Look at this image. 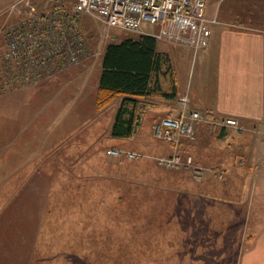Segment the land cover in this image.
I'll return each mask as SVG.
<instances>
[{
  "label": "crops",
  "instance_id": "crops-1",
  "mask_svg": "<svg viewBox=\"0 0 264 264\" xmlns=\"http://www.w3.org/2000/svg\"><path fill=\"white\" fill-rule=\"evenodd\" d=\"M18 1L0 0V45L3 30L19 19L16 12H8ZM210 1L208 15L217 14L220 22L212 27L209 48L196 53L187 46L159 42L167 45L161 49L158 43L159 49L171 55L172 76H160L161 89L146 97L147 106L135 136L115 137L118 144L108 149L142 153L144 158L161 166L156 158L173 154L175 148L163 140L150 141L145 134L148 130L153 134V124L162 117L178 116L184 110H198L215 118H238L248 131L228 128L211 132L209 127L200 125L198 140L192 143L195 165L204 169L201 177L196 178L193 174L196 180L192 177V191H188L192 196V264L220 263L212 243L225 242L227 247L228 236L223 231L227 227L242 229V240L245 234L248 235L249 246L240 251L235 263L264 264V0H214V4ZM247 8L249 12H245ZM73 69L36 86L0 93V174H10L8 180L12 178L11 183L7 180V185L0 186V196H12L11 201H0V217L4 219V212L21 210L20 204L12 203L14 197L26 196L25 205L29 209L35 203L36 193L26 183L33 181L37 174L108 173L102 164L115 161L110 154V160L100 161V153L92 151L90 154L86 145V128L94 131L88 138L100 139V126L94 118L99 78L90 86L91 113L80 112L84 117L90 115L73 130L72 137L77 143L69 147L70 138L60 137L58 141L52 137L54 122L68 114L65 108L84 101H77L83 76L71 75ZM98 69L101 73L100 65ZM174 87L175 97L168 96L166 93ZM74 91L77 98H73ZM182 96L188 98L186 104L179 101ZM73 99L77 100L74 102ZM117 99L107 106L115 105V114L123 97ZM73 114L76 116L75 112ZM39 121L43 123L38 125ZM254 127L258 132L252 131ZM70 149L74 157L69 160ZM160 190L185 193L179 189ZM257 190L259 197L255 202ZM12 217L14 220V214ZM251 219L254 231L248 234ZM21 220L17 214L18 231ZM0 227L3 228L0 243H13L15 239L6 238L9 229L4 232L2 223ZM202 228L205 233L199 236ZM2 247L4 243L0 249Z\"/></svg>",
  "mask_w": 264,
  "mask_h": 264
},
{
  "label": "rangeland",
  "instance_id": "rangeland-1",
  "mask_svg": "<svg viewBox=\"0 0 264 264\" xmlns=\"http://www.w3.org/2000/svg\"><path fill=\"white\" fill-rule=\"evenodd\" d=\"M210 3L214 4V0H211ZM248 6L249 4H247V7ZM249 11V8L245 9V12ZM84 20V26L86 27L85 31L90 37L95 49L100 51V55L95 56L83 65L75 66L74 69L72 68L73 71L70 72L71 75L83 76V80L81 84H79L80 97L78 100H73L74 102L76 100L84 101L77 104L75 107H73V103H71L69 104L68 109L65 108V111H67L68 114L62 115L59 120L54 122L52 135L53 138H58V141L60 137L64 140L66 138H70L68 142L69 147L77 143V140L72 137L73 130H75L77 126L81 125L80 123L85 121L90 115L87 114V116L84 117L83 114H80V112L84 111V113H88L90 111L91 113L90 94L92 95V90L90 89V86L97 83L99 78V61L106 44L112 40L109 37H115L113 40H120L125 36L138 34L123 31L118 28H108L103 23L90 17H84ZM143 30H148L146 25L143 26ZM159 45L161 49H165L167 47L164 43H159ZM72 69L68 70V72ZM72 94H75L73 98H77L75 91L72 92ZM35 99H37V97H35ZM114 106L115 105H111L101 111H96L94 118L95 120L97 119L96 123L100 126L99 141L98 139L96 140L92 137L88 138L90 135L94 134V131H89V129L86 128V131L84 132L86 136V145L89 148L90 154L92 151L96 154L100 153L101 161L106 158H111L110 155H108V148L111 145L118 144L114 141L116 140L115 136H112L111 132H108L109 129L112 130V123H114L115 120L116 114ZM73 112L76 113V116H74ZM100 115L101 117L98 118ZM72 122L74 123L72 124ZM42 123L43 121H39L38 125H41ZM145 135L150 141H161L156 137H153L150 130L146 131ZM85 149L87 151V148ZM73 157L74 156L72 155V151L70 149V151H68V158L70 160L73 159ZM63 173L65 172L63 171ZM9 175L10 174H0V186L3 184L7 185ZM49 175L51 178L47 175L46 179L39 176L33 181L26 183V185L30 186L33 192L36 193L34 195L36 197L35 203L31 205L30 209L25 205V202L28 201L26 196L23 195L24 198L22 196H16L14 197L12 203L15 205L20 204L21 210H8L3 213L5 219L0 217V223L4 225V232L8 229L10 232L9 236L6 235V238L15 239L11 244H8V241L2 242L4 243V248L0 249V264H28V261L30 264H34V254L31 253L29 258L28 250L23 246V242L28 241L29 238L34 236L33 246L37 248L40 246L45 233L49 232L46 227L47 224L45 225L46 219H44L46 210L48 209V206L45 203L46 195H41L40 192L43 193V191L47 190L44 189L45 185H47L49 190L61 186L64 188L68 182L64 179V177L66 175L70 178L75 176V174L60 175L57 174V172ZM190 175L193 177V174ZM58 179L62 181H57ZM8 182L11 183L12 178L9 179ZM250 189L251 187L247 188L248 191ZM124 193H127V197L123 196V199L125 197L128 198L126 203L116 204L114 206L115 209L109 205H107L108 207H101L100 205L98 209H96L99 212V217L92 219L91 222L95 224L97 229H100L101 235L93 238L95 239V242L91 239L92 235H89V237L85 239L83 237L84 243L82 239H78V236L76 241L70 243L55 240L50 242L48 238L43 244L46 245V250L44 252V256H46V258H54L53 256H57L61 253V251V254H64V251L67 250V248L70 250L68 258L66 259L65 257L62 259L64 261L58 259L49 262V264H192V196L183 197V195H179L178 193L169 190L162 192L155 189L154 191H148L146 189L135 190L134 188L131 192L124 191ZM177 194L179 195L178 199L175 196ZM173 197L175 198L172 200ZM258 197L259 191L257 190L256 196L254 197L255 202H257ZM11 198L12 196L10 195L0 196V201H11ZM103 199L105 198L103 197ZM163 199H165L164 202H162ZM35 207L37 208V211ZM167 211L172 212L171 222H173V225L171 224L169 229L163 233L162 238L157 237L160 230L159 225L157 224L160 219H164L166 217ZM13 214L15 217L17 214H20V217L22 218L20 221L21 228L19 231L16 227L17 224L15 217L13 220ZM52 214L54 220L53 222L50 221L49 225L53 226L54 232L57 231L54 233L55 237L56 234L59 235L60 232L62 230L65 231L66 228L63 226V222L65 221L62 222V215H60L57 211L52 212ZM197 214L200 215L198 212ZM111 217H116L114 222L117 226H113ZM78 220L76 221L78 222ZM74 221L75 219H70L68 222V230L70 233H73V236L77 234L76 232L78 231L77 228L79 226L76 225V221ZM127 221L133 224V230L137 228L139 233H142V236L138 239V241L134 240L136 237L131 236V227L127 229L124 226V222ZM251 222L252 223L247 228L248 234L251 233V230L254 231L252 219ZM143 225L145 226L142 227ZM2 229L3 228L0 227V230ZM127 230H129V232L125 234V231ZM141 230H143V232ZM92 231L94 232V227ZM223 231L224 233L226 232L228 236L227 247L225 242H223V244L220 242H213L212 244H215L216 248V252L214 253L217 254V259L220 262L219 264H236V256L243 250L244 247L246 248L249 246V242L247 240L248 235L245 234L246 240L244 239V241L241 239L242 234H244L242 229H230L227 227L224 228ZM17 233L20 234L18 235ZM204 233V228H202L201 232H199V236H202ZM239 235L240 240H238ZM113 241L114 243H112ZM2 243H0V245H2ZM50 243L51 245L49 248ZM21 246L22 249L20 253L23 258H18V251H16V248H20ZM8 247H10V250L7 249ZM82 252L84 253L83 256Z\"/></svg>",
  "mask_w": 264,
  "mask_h": 264
},
{
  "label": "built area",
  "instance_id": "built-area-1",
  "mask_svg": "<svg viewBox=\"0 0 264 264\" xmlns=\"http://www.w3.org/2000/svg\"><path fill=\"white\" fill-rule=\"evenodd\" d=\"M207 10L208 0H20L8 9L19 19L3 30L0 93L42 84L100 55L78 16L96 19L108 28L148 34L158 42L185 45L197 53L209 48L212 27L220 22L217 14L209 16ZM144 25L148 30H143ZM179 101L186 104L188 98L182 96ZM200 125L211 132L228 128L248 131L236 117L213 118L198 110L165 116L153 124V135L172 144L175 151L157 157L158 163L167 168H186L196 178L201 177L204 169L195 165L193 155L182 157L179 153L183 139L197 140ZM108 153L128 159L144 156L118 148Z\"/></svg>",
  "mask_w": 264,
  "mask_h": 264
},
{
  "label": "trees",
  "instance_id": "trees-1",
  "mask_svg": "<svg viewBox=\"0 0 264 264\" xmlns=\"http://www.w3.org/2000/svg\"><path fill=\"white\" fill-rule=\"evenodd\" d=\"M77 19L81 27L86 30L84 17L78 16ZM158 43L155 37L148 34L128 35L120 41L110 40L103 50L99 61L101 73L95 97V108L101 111L117 98L123 97L112 125V136L120 138L134 137L141 123L144 109L147 106L146 97L152 91L161 89L160 76H172L174 69L171 55L169 52L160 50ZM175 93L174 87L170 93L166 94L170 97H175ZM208 115L214 118L213 115ZM195 142L183 139L179 151L180 155L182 157H185L187 154L192 155V143ZM111 157H114L115 161L111 162V164H102L103 169L108 173L75 174L72 178L66 175L64 179L68 182L64 188L61 186L49 190L47 185H45L44 188L47 190L43 191V193L40 192V194L46 195L45 203L48 209L46 210L44 219H46L45 225L47 224L46 227L49 232L45 233L40 246L37 248L33 246L34 237L23 242V246L28 250L29 258L31 253L34 254V264H49V262L54 260H62L65 257L67 259L70 255V250L67 248L64 254H61V251L57 256L54 255V258H46L44 256L46 245L43 244L48 238L50 242L55 240L70 243L76 241L78 236V239H82L84 243V239L92 235L91 239L95 242L93 238L101 235L100 229H97L95 224L91 222L92 219L99 217V212L96 209L100 205L101 207H108L107 205H109L114 208L116 204L126 203L128 198H126L127 193H124V191L131 192L133 188L135 190L146 189L148 191H154V189L161 191L160 189L163 188L179 189L185 192L183 194L178 193L179 195H183V197L191 196L188 194V191H192V177L190 171L186 168H165L158 166L157 162L144 157L136 159H128L121 156ZM46 175L51 178L49 174H37L36 176L46 179ZM57 181L60 180L58 179ZM23 193L21 192V194ZM178 194L175 195L177 199ZM123 196L126 197L123 199ZM164 201L165 199L162 202ZM54 211L62 215V222L65 221L63 222V226L66 228L65 231L62 230L55 237L54 233L57 231L54 232L53 226L49 225V222H53L54 220L52 216V212ZM171 216L172 212L167 211L166 217L160 219L157 224L160 229L157 237L162 238L163 233L169 229L171 224L173 225ZM111 218L113 226H117L114 222L116 217ZM70 219H75V221L80 219L78 222L76 221V225L79 226L77 234L74 236L68 230ZM124 226L127 229L131 227V236L136 237L134 240L138 241L141 238L142 233H139L137 228L133 230L132 223L128 221L124 222ZM93 227L94 232L92 231ZM141 231L143 232V230ZM127 232L129 230L125 231V234ZM50 245L51 243L49 244V248ZM16 249L18 251V258H23L20 253L22 246ZM28 264H30L29 261Z\"/></svg>",
  "mask_w": 264,
  "mask_h": 264
}]
</instances>
